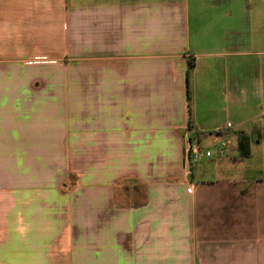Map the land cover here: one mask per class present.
<instances>
[{"label":"crops","instance_id":"0c3cea01","mask_svg":"<svg viewBox=\"0 0 264 264\" xmlns=\"http://www.w3.org/2000/svg\"><path fill=\"white\" fill-rule=\"evenodd\" d=\"M232 3L0 0V264H264V62L204 32Z\"/></svg>","mask_w":264,"mask_h":264},{"label":"rangeland","instance_id":"374dc122","mask_svg":"<svg viewBox=\"0 0 264 264\" xmlns=\"http://www.w3.org/2000/svg\"><path fill=\"white\" fill-rule=\"evenodd\" d=\"M231 16L225 21L221 15L217 22L205 21L204 32H223L228 28L229 32L236 33L234 36L237 49L245 50L249 53L246 60H250V70H246L253 83L255 80L263 82V62H264V0H231ZM222 11L220 12V14ZM254 89V85H253ZM263 100H257L254 95L252 98V114H260V107ZM262 119V117H261ZM260 120L252 123L251 127H260ZM211 151L215 158L216 150L219 146L212 143H204L202 151ZM245 172L249 175H256L263 171V145L255 149L250 158L243 159L238 163L237 172Z\"/></svg>","mask_w":264,"mask_h":264},{"label":"built area","instance_id":"2783aa9c","mask_svg":"<svg viewBox=\"0 0 264 264\" xmlns=\"http://www.w3.org/2000/svg\"><path fill=\"white\" fill-rule=\"evenodd\" d=\"M230 128L232 127L230 123L227 124ZM212 156L211 151L207 150L206 152L202 151V149L197 145L190 143L187 150H186V157H185V168L189 175L193 173V166L197 164L203 158H210Z\"/></svg>","mask_w":264,"mask_h":264},{"label":"trees","instance_id":"16d2710c","mask_svg":"<svg viewBox=\"0 0 264 264\" xmlns=\"http://www.w3.org/2000/svg\"><path fill=\"white\" fill-rule=\"evenodd\" d=\"M193 64H189V68H192ZM250 138L245 133L241 132L238 138V150L240 156L243 158H248L251 156V148H250Z\"/></svg>","mask_w":264,"mask_h":264}]
</instances>
